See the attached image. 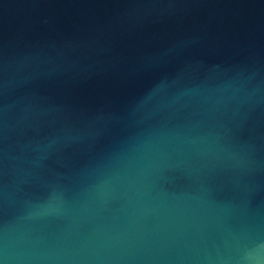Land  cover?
Masks as SVG:
<instances>
[{"label":"water","instance_id":"water-1","mask_svg":"<svg viewBox=\"0 0 264 264\" xmlns=\"http://www.w3.org/2000/svg\"><path fill=\"white\" fill-rule=\"evenodd\" d=\"M0 264H264V0H0Z\"/></svg>","mask_w":264,"mask_h":264}]
</instances>
